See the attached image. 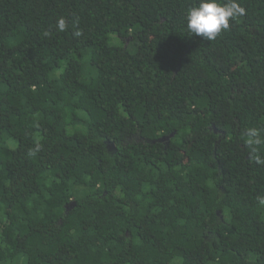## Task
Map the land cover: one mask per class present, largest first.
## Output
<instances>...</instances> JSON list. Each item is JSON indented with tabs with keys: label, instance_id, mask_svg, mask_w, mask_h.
<instances>
[{
	"label": "trees",
	"instance_id": "trees-1",
	"mask_svg": "<svg viewBox=\"0 0 264 264\" xmlns=\"http://www.w3.org/2000/svg\"><path fill=\"white\" fill-rule=\"evenodd\" d=\"M199 2L0 0V264H264V0Z\"/></svg>",
	"mask_w": 264,
	"mask_h": 264
},
{
	"label": "clouds",
	"instance_id": "clouds-1",
	"mask_svg": "<svg viewBox=\"0 0 264 264\" xmlns=\"http://www.w3.org/2000/svg\"><path fill=\"white\" fill-rule=\"evenodd\" d=\"M244 14V9L239 6L236 0H228L227 3H220L219 0H200L198 6L192 7L185 13L186 31L189 36L202 37L206 41L215 40L222 30L229 28V20L235 19ZM58 30L65 29L63 19L57 22ZM47 35V33H45ZM76 35H80L79 32ZM248 136L247 144L252 148L254 159L259 163L261 158L256 155V148L264 144L260 131L256 128L246 130ZM264 204V197L259 198Z\"/></svg>",
	"mask_w": 264,
	"mask_h": 264
},
{
	"label": "rangeland",
	"instance_id": "rangeland-1",
	"mask_svg": "<svg viewBox=\"0 0 264 264\" xmlns=\"http://www.w3.org/2000/svg\"><path fill=\"white\" fill-rule=\"evenodd\" d=\"M110 43L115 44V45H119L120 41L115 39V38L110 37ZM89 72H90V68L88 66H85L84 70H83V77H85V78L88 77Z\"/></svg>",
	"mask_w": 264,
	"mask_h": 264
},
{
	"label": "water",
	"instance_id": "water-1",
	"mask_svg": "<svg viewBox=\"0 0 264 264\" xmlns=\"http://www.w3.org/2000/svg\"><path fill=\"white\" fill-rule=\"evenodd\" d=\"M167 140V139H166Z\"/></svg>",
	"mask_w": 264,
	"mask_h": 264
}]
</instances>
